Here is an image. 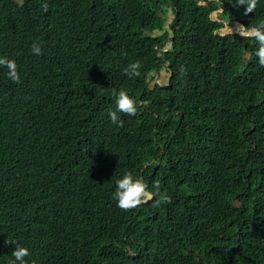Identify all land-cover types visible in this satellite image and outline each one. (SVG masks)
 <instances>
[{
    "label": "trees",
    "instance_id": "16d2710c",
    "mask_svg": "<svg viewBox=\"0 0 264 264\" xmlns=\"http://www.w3.org/2000/svg\"><path fill=\"white\" fill-rule=\"evenodd\" d=\"M44 2L0 0V56L21 76L0 67V264L7 240L29 264H264V67L255 40L218 32L264 21V0L248 15L235 0ZM113 88L147 105L123 127ZM125 171L172 202L120 210Z\"/></svg>",
    "mask_w": 264,
    "mask_h": 264
},
{
    "label": "clouds",
    "instance_id": "9594fccd",
    "mask_svg": "<svg viewBox=\"0 0 264 264\" xmlns=\"http://www.w3.org/2000/svg\"><path fill=\"white\" fill-rule=\"evenodd\" d=\"M257 2L258 0H235V4L233 5L237 8H239L240 6H245L244 15H248L249 13H253L255 11ZM40 7L44 12H47L49 5L45 0V2L42 3ZM220 11L221 9L213 11L211 13L212 19H216ZM170 22L171 21H168L165 25H169ZM230 27L232 28L231 32H222V28L228 30ZM156 31L157 30H155L153 33L154 36ZM218 32L221 35L236 33L237 35H240L238 36L240 38H246L247 40L252 41L255 40L258 44V47L254 55L258 58L259 65L264 67V21H261L258 25L252 27L244 26L239 22H235L232 25H229L227 21H224L222 27ZM170 45L171 44L168 42L162 50L166 51ZM31 52L32 54L37 56L43 54L42 48L37 42H33V44L31 45ZM0 67H4L7 69L6 76L10 81L17 84L21 82V76L18 72V67L15 60L0 56ZM140 68L141 65L139 62H133L127 65L124 68L123 72L129 78L140 77ZM162 72H165L168 75V80L165 83L159 82ZM170 77L171 72L168 71L166 67H164L158 72L150 73L146 77V80L147 84L151 88H154L156 85H167ZM150 80H155L156 82L151 86L149 84ZM111 95L114 99L115 110H109L108 116L111 123L113 125H116L117 127L124 126V120L120 115H118V113H122L126 116H136L141 106H147L146 102H138L128 94L127 90L123 88L119 90L113 88ZM114 185L115 190L112 193V198L116 202V206L122 211L134 210L139 208L142 204H147L149 202H153L157 207L161 204L172 202L171 196L168 195L167 192L160 191L159 181H154L153 190H149L148 185L143 181V179L135 177L131 171H125L120 178H117L115 180ZM6 243H12L15 245V248L11 253L12 257H14L12 264H29V261L25 259V257H28L30 255V252L26 247H23L14 240H7Z\"/></svg>",
    "mask_w": 264,
    "mask_h": 264
},
{
    "label": "rangeland",
    "instance_id": "374dc122",
    "mask_svg": "<svg viewBox=\"0 0 264 264\" xmlns=\"http://www.w3.org/2000/svg\"><path fill=\"white\" fill-rule=\"evenodd\" d=\"M231 30H232L231 27H230L228 30L225 29V28H222V32H226V31L231 32ZM227 33H228V32H227ZM238 36H240V35L238 34ZM167 80H168V75H167L165 72H162V75H161V77H160V79H159V82H160V83H165ZM155 82H156L155 80H150V81H149V84L152 86Z\"/></svg>",
    "mask_w": 264,
    "mask_h": 264
},
{
    "label": "water",
    "instance_id": "95a60500",
    "mask_svg": "<svg viewBox=\"0 0 264 264\" xmlns=\"http://www.w3.org/2000/svg\"><path fill=\"white\" fill-rule=\"evenodd\" d=\"M213 15V14H212ZM222 34H225V33H222ZM153 36H154V34H153ZM249 39H251V38H249Z\"/></svg>",
    "mask_w": 264,
    "mask_h": 264
}]
</instances>
